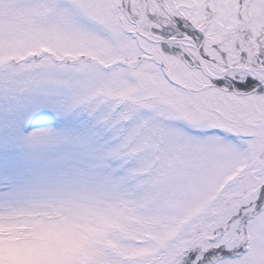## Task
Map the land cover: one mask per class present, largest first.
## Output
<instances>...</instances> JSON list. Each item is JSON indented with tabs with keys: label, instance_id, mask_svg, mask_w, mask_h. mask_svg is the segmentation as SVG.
Instances as JSON below:
<instances>
[{
	"label": "snow or ice",
	"instance_id": "1",
	"mask_svg": "<svg viewBox=\"0 0 264 264\" xmlns=\"http://www.w3.org/2000/svg\"><path fill=\"white\" fill-rule=\"evenodd\" d=\"M234 9L250 33L264 28V0H0V145L20 153L19 162L0 171V264H77L49 246L69 236L86 212L105 228L125 221L161 226L153 243L137 245L141 264H264V213L249 226L244 244L237 241L234 217L197 223L179 242L180 229L167 223L178 174L210 168L234 148L227 136L243 133L252 154L264 149V125L237 126L246 111H264V44L225 30ZM68 25L132 70V77L114 74L122 91L111 107L94 102L89 65L69 69L44 59L27 66V78L13 67L22 50L48 56ZM177 52L185 59L195 54L209 92L176 117L179 123L160 126L148 119L157 105L141 95L149 85L135 69H160L172 84L163 66ZM220 100L244 107H220ZM181 102L193 104L191 95ZM49 113L87 122L28 130ZM101 204L107 205L103 214L97 212ZM87 264H104L103 255L90 253Z\"/></svg>",
	"mask_w": 264,
	"mask_h": 264
},
{
	"label": "clouds",
	"instance_id": "2",
	"mask_svg": "<svg viewBox=\"0 0 264 264\" xmlns=\"http://www.w3.org/2000/svg\"><path fill=\"white\" fill-rule=\"evenodd\" d=\"M238 2V0H237ZM233 15L229 17L226 31L236 33L240 39L246 36L255 44L260 39L264 44V28L251 32L246 20L236 21ZM243 16V5L239 9ZM49 25L55 20L49 18ZM43 51V49H39ZM177 59L165 62L163 71L169 75L172 84L163 81L159 76L160 69L150 65H140L135 69L143 73L148 81V89L141 95L146 96L157 105V111L148 119H158L159 125L177 124L176 119L182 112L194 106L203 94L209 92L204 70L197 64L195 54L185 59L183 52H177ZM54 58L65 64L69 69L81 65H89L92 73L87 77L92 90L97 94L94 102L105 108L111 107L118 101L122 91L121 82L114 78L115 73L132 77L130 68H122L115 58V54L98 44H91L80 39L71 25L63 30L59 45L54 46L48 56L38 55L33 58L32 50H22L18 54L13 67L27 78L31 73L26 71L28 65ZM186 94H190L193 104L182 103ZM220 107L232 104L234 108H243L233 101H218ZM259 121L264 125V111H246L244 118L237 122L238 127H245L252 121ZM234 145L221 153L215 163L208 169H188L179 173V184L173 187L174 207L173 215L167 223L180 229V235H188L193 227L204 220L215 222L224 216L234 217L237 241L244 244L250 238L249 226L261 213H264V149L252 154L248 147L249 138L243 133L233 135ZM259 194L260 199L255 197ZM106 204H101L97 212L103 214ZM195 211V215H189ZM97 215L86 212V219L71 228V234L63 239L53 241L49 251L55 255L73 258L77 264H87L89 254L103 255L104 264H141L136 256L137 245H150L161 231V226L152 222L143 224L125 221L119 227L105 228L96 223ZM183 222V223H181ZM97 229L90 233L83 225ZM26 238H30L26 226H21Z\"/></svg>",
	"mask_w": 264,
	"mask_h": 264
},
{
	"label": "rangeland",
	"instance_id": "3",
	"mask_svg": "<svg viewBox=\"0 0 264 264\" xmlns=\"http://www.w3.org/2000/svg\"><path fill=\"white\" fill-rule=\"evenodd\" d=\"M187 47V45L185 46ZM238 72V71H237ZM86 118L80 116H72L66 120L58 119L54 114H47L41 117L38 120L33 121L31 125L28 126V130L31 131L33 128H56L60 130L62 128H77L82 124H85ZM228 141H235V137L233 135H229L226 137ZM20 160V153H9L4 149L2 145H0V171H2L6 166L12 163H17ZM5 185L2 181H0V190H3Z\"/></svg>",
	"mask_w": 264,
	"mask_h": 264
},
{
	"label": "water",
	"instance_id": "4",
	"mask_svg": "<svg viewBox=\"0 0 264 264\" xmlns=\"http://www.w3.org/2000/svg\"><path fill=\"white\" fill-rule=\"evenodd\" d=\"M234 70L241 71V69L239 67H234Z\"/></svg>",
	"mask_w": 264,
	"mask_h": 264
},
{
	"label": "trees",
	"instance_id": "5",
	"mask_svg": "<svg viewBox=\"0 0 264 264\" xmlns=\"http://www.w3.org/2000/svg\"><path fill=\"white\" fill-rule=\"evenodd\" d=\"M189 31H191V29L189 28Z\"/></svg>",
	"mask_w": 264,
	"mask_h": 264
}]
</instances>
